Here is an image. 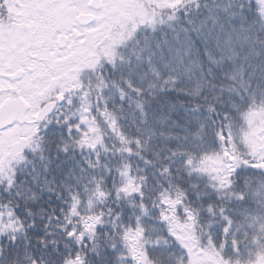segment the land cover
<instances>
[{"label": "snow or ice", "instance_id": "1", "mask_svg": "<svg viewBox=\"0 0 264 264\" xmlns=\"http://www.w3.org/2000/svg\"><path fill=\"white\" fill-rule=\"evenodd\" d=\"M0 264H264V0H0Z\"/></svg>", "mask_w": 264, "mask_h": 264}]
</instances>
